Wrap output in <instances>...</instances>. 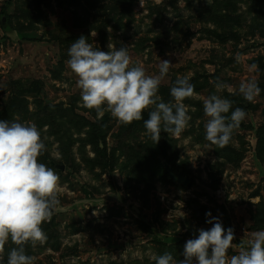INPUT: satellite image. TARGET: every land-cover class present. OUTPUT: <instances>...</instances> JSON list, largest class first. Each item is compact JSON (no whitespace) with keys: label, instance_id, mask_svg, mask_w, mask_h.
<instances>
[{"label":"rangeland","instance_id":"374dc122","mask_svg":"<svg viewBox=\"0 0 264 264\" xmlns=\"http://www.w3.org/2000/svg\"><path fill=\"white\" fill-rule=\"evenodd\" d=\"M7 1L0 0V12ZM37 1L31 3L29 13L42 22L21 20L28 27L23 34L6 36L0 13V109L9 96L10 82L19 81L35 90L26 96L31 111H35V101L41 100L72 107L84 120L101 119L82 104L76 77L67 65L68 49L81 36L105 52L109 43L117 50L127 47L130 66L140 65L148 75L158 74L160 61H170L160 88L172 86L178 78L190 83L197 80L202 87L184 101L191 116L188 127L179 137L168 134L167 155L176 167L183 165L189 172L193 179L190 189L165 183L158 173H149L153 164L147 163L143 171L133 170L128 160L130 148L153 141L144 127L123 133L124 126L130 124L121 123L107 110L103 115L106 155L110 159L113 153L115 162L105 170L94 165L96 152L87 143L88 126L71 129L74 144L68 151L48 127L42 128L45 151L64 170L57 173L60 205L51 217L52 235L46 233L43 245L26 244L32 264H154L150 253L161 254L165 249L139 225H148L158 237L170 239H181L189 229H210V224L198 227L191 209L198 207L194 202L205 208V221V213L211 212L225 228L229 223L235 239L228 256L238 254L253 233L264 230L255 228L264 210V156L262 160L257 154L258 137L264 129V69L249 71L248 67L264 58V8L254 0H231L229 8L226 0H137L127 6L119 0H101L93 10L86 1L77 8L65 0ZM26 5L27 0L12 1L9 12L15 13L17 7L26 10L22 8ZM211 31L236 34V38L227 35L221 42ZM250 80L261 89L253 102L245 101L239 93L241 83ZM217 83L230 87L217 89ZM211 94L223 98L236 95L247 109L243 120L247 129L234 131L230 141L242 156L239 162L219 158L216 146L205 139L208 117L203 104ZM140 171L145 176L139 181L136 176ZM211 173L217 177L213 182ZM218 189L222 190L219 197ZM11 243L5 246V260Z\"/></svg>","mask_w":264,"mask_h":264},{"label":"clouds","instance_id":"9594fccd","mask_svg":"<svg viewBox=\"0 0 264 264\" xmlns=\"http://www.w3.org/2000/svg\"><path fill=\"white\" fill-rule=\"evenodd\" d=\"M68 57L67 65L76 77L81 102L86 109L95 111L98 118L107 110L123 124L143 120L146 134L156 143L162 132L179 137L188 127L191 116L184 101L195 94L194 85L187 78H178L170 89L173 102H164L159 95L172 65L170 61H160L158 74L148 75L142 66H130L127 47L117 50L109 43L105 52L84 36L71 44ZM248 67L249 71L258 70L255 63ZM216 87L230 86L217 83ZM260 92L255 80L239 87L247 102H253ZM203 110L208 117L205 139L220 148L229 144L234 130L246 118L243 108L233 110L232 102L217 94L205 99ZM44 149L35 123L20 122L18 118L0 120V264H5V246L9 242L16 247L8 250L6 264H32L33 258L26 254L25 245L28 242L43 245L47 241L42 224L51 220L60 205V178L53 168L38 161ZM205 216L211 228L199 229L196 238L185 242L183 259L177 260L169 251L150 253L154 264H264V230L253 233L247 246L229 257L234 230L226 229L211 212Z\"/></svg>","mask_w":264,"mask_h":264},{"label":"trees","instance_id":"16d2710c","mask_svg":"<svg viewBox=\"0 0 264 264\" xmlns=\"http://www.w3.org/2000/svg\"><path fill=\"white\" fill-rule=\"evenodd\" d=\"M12 1L15 2L17 0H12ZM12 1L8 0L0 12L1 17L5 18V23L1 22V27L4 30L6 36L12 34L18 35L19 33L23 34L25 31H28L27 30L28 27H25L23 23H21V20L28 19L31 20V23L37 20L31 13H29L32 12L31 9L32 7L30 6L31 3L37 0H27L28 5L22 7V8H26V10L19 9L17 7L15 13H10L9 6L12 3ZM85 1L93 10L94 8L99 7L101 0H67V2L65 0V4L68 3L70 6L77 8V7H81L82 3H84ZM135 1L137 0H119V3L120 4L122 3V5L124 6H127V5H132ZM230 1L231 0L225 1L226 8H229L228 6L231 5ZM254 1H256V4L260 5L261 8H264V4L262 2H260L259 0H254ZM37 3L38 6L40 2L37 1ZM21 10H23V12L20 14L19 11ZM38 10L40 12V9ZM25 16L26 19H23L25 18ZM37 21L38 23L42 22L41 19L40 20L38 19ZM210 34H212L218 41L221 42L227 39V35L230 36L232 39L236 38V34H232V33L229 34L227 33L226 35V33L219 34L217 32L211 31ZM71 40H68L67 43L69 44ZM63 43H66V41H63ZM66 58L69 57L66 56ZM256 62L260 69H264V58H259L256 60ZM262 81H263L262 88L264 89V77ZM197 82L198 81L196 80L191 83L193 85L196 84V86L194 85L195 91H197L198 88L202 87V85H200ZM172 86L168 88L165 87L160 88L161 96L165 102H169V103L173 102L172 97L170 96V89ZM32 87L33 86L31 85H24V84L22 85L21 82L19 81L10 82L9 96L7 98L6 103L3 104V106L0 109V120L13 121L18 118L20 122L35 123L39 131H41L42 128L44 127H48L52 131V135L55 136L56 138L55 140L58 141L60 145H63L66 151H68V148H70V146L74 144V141L72 140V135L70 134L71 129L76 128V130L79 131L81 128L88 126L90 128L89 131L90 138L87 140V143L90 144L93 150L96 152L95 153L96 159H94L95 162L94 165H96L97 167H101L102 170H105L104 167L108 166V164L111 163L114 164L115 162L114 154L113 153L111 154L110 159L106 155V136H107V128H105L106 117H102L101 119L94 121L84 120L83 118H79L76 116V114H74L72 107L66 108L63 107V104H55V105L44 104L41 100L35 101L34 103L35 105L33 106L35 107L34 108L35 111H31L28 107L29 102L27 101L26 96L28 94L30 95L35 94V90ZM227 99H229L232 102L233 110L237 107L243 108L244 111L247 110L246 107L243 105V100L240 97L236 95L228 94ZM248 109H251V107H249ZM143 118L144 120H146L148 118V115L146 113H143ZM143 127H144L143 120L135 121L130 125H126V127L124 126V129L122 131L124 133V132H128L129 129L137 130V129H142ZM244 128L245 125L242 122L239 128L235 129L234 131L243 130ZM260 131H261L259 135L260 137H258L260 140L258 141L257 154L259 158H262L264 156L263 154L264 129ZM169 141L170 140L168 139V134L162 132L158 143L153 141L152 143H148V145L146 146L143 145L138 146L137 149L130 148L128 160L132 164L133 170L142 169L143 171L147 169L148 167L147 163L153 164V168L149 169V173H153V174L158 173L159 174L158 176L163 182L174 185V183H172L170 180L167 179V176L163 170L161 162L165 161V163H167L175 172L182 171L184 175H189V172L186 171L183 165L176 167L174 163L175 160L168 157L167 151H168ZM101 144L103 145V147L100 146ZM121 144L123 148H126L123 142H121ZM215 150L217 156L221 159H224L225 162L227 163L239 162L242 157V156L240 157L238 151L234 150L230 146V142L228 145H226L223 148L216 146ZM38 161L46 164L48 167L53 168L57 173L59 174L62 173L61 171L57 170L55 166H53L54 164L60 165V162L50 160L49 154H47L45 149L43 150L42 154L38 157ZM144 176L145 174L140 171L136 177H139V181H140V179L144 178ZM146 183L148 184L149 181H147ZM141 200L143 203H145V196H143ZM193 204H195V206L197 205L198 207L200 206V208L202 209V214L197 218L195 209L193 207L191 208L194 213V218L197 219L196 221L198 222V227L207 226L208 224L204 219L205 208L199 205L197 202H194ZM260 214H258L260 215V217L255 221V228L264 229V210ZM51 223L52 222L50 220L49 222H47L46 226L44 225V223L42 224V228L44 232L48 233L49 236L52 235ZM226 225L227 228H229L228 222L226 223ZM139 226L143 232L152 236L153 240L158 245H160L161 249H165L164 251L171 252L177 260L183 259L182 253L186 238L193 239L198 235V232L189 229L182 235L181 239H170L168 237H158L153 233V231L150 229L148 225L141 223ZM11 245L12 247H16L14 243H11ZM163 252L160 253L162 254ZM5 264H6V260H5Z\"/></svg>","mask_w":264,"mask_h":264},{"label":"water","instance_id":"95a60500","mask_svg":"<svg viewBox=\"0 0 264 264\" xmlns=\"http://www.w3.org/2000/svg\"><path fill=\"white\" fill-rule=\"evenodd\" d=\"M1 19H2L1 21L4 23L5 18L2 17ZM161 163L168 180L185 189L191 188L193 183L192 177H190L189 175H184L182 171L175 172L167 163H165V161H162ZM53 166H55L56 169L61 172L64 170V167L61 165L54 164ZM216 178L217 177H215L213 173L210 174V179L212 182L215 181ZM195 211H196V217L198 218L201 214L202 209L200 207H196Z\"/></svg>","mask_w":264,"mask_h":264},{"label":"built area","instance_id":"2783aa9c","mask_svg":"<svg viewBox=\"0 0 264 264\" xmlns=\"http://www.w3.org/2000/svg\"><path fill=\"white\" fill-rule=\"evenodd\" d=\"M216 192H217V197H219L220 194L222 195V190L221 189H218ZM162 201H163V199H162ZM241 230L243 231L244 229H241Z\"/></svg>","mask_w":264,"mask_h":264}]
</instances>
